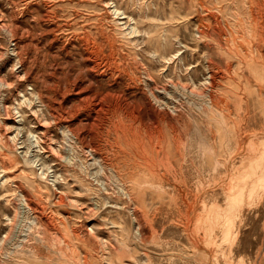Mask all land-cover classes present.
<instances>
[{
    "label": "rangeland",
    "instance_id": "1",
    "mask_svg": "<svg viewBox=\"0 0 264 264\" xmlns=\"http://www.w3.org/2000/svg\"><path fill=\"white\" fill-rule=\"evenodd\" d=\"M0 264H264V0H0Z\"/></svg>",
    "mask_w": 264,
    "mask_h": 264
}]
</instances>
